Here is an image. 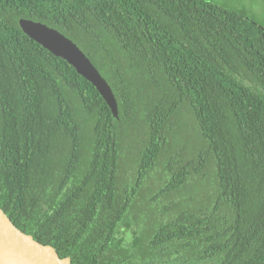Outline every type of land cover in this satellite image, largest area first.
<instances>
[{"label": "trees", "instance_id": "16d2710c", "mask_svg": "<svg viewBox=\"0 0 264 264\" xmlns=\"http://www.w3.org/2000/svg\"><path fill=\"white\" fill-rule=\"evenodd\" d=\"M253 15L214 0H0V208L12 223L71 264H264ZM19 18L75 42L118 117Z\"/></svg>", "mask_w": 264, "mask_h": 264}, {"label": "water", "instance_id": "95a60500", "mask_svg": "<svg viewBox=\"0 0 264 264\" xmlns=\"http://www.w3.org/2000/svg\"><path fill=\"white\" fill-rule=\"evenodd\" d=\"M19 27L28 37L64 59L78 74L88 80L107 103L112 115L118 117L115 95L107 80L91 60L70 38L40 21L19 18ZM264 31V25H262ZM130 239V235L126 236ZM0 264H71L68 257L61 258L46 242H39L32 235L16 227L0 208Z\"/></svg>", "mask_w": 264, "mask_h": 264}, {"label": "rangeland", "instance_id": "374dc122", "mask_svg": "<svg viewBox=\"0 0 264 264\" xmlns=\"http://www.w3.org/2000/svg\"><path fill=\"white\" fill-rule=\"evenodd\" d=\"M218 4H224L232 8L243 7L253 13L254 20L264 25V6L262 0H214ZM155 181V180H154Z\"/></svg>", "mask_w": 264, "mask_h": 264}]
</instances>
